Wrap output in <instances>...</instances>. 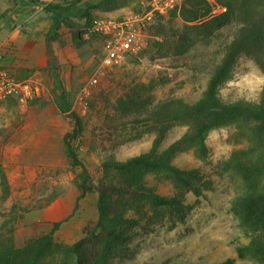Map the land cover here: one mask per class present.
Returning a JSON list of instances; mask_svg holds the SVG:
<instances>
[{
	"label": "rangeland",
	"instance_id": "rangeland-1",
	"mask_svg": "<svg viewBox=\"0 0 264 264\" xmlns=\"http://www.w3.org/2000/svg\"><path fill=\"white\" fill-rule=\"evenodd\" d=\"M72 1L37 0V4L68 6ZM86 1L92 5L93 19L144 16L150 10V0ZM185 2L154 13L136 48L113 71L104 70L95 85L89 79L101 66L103 38L77 36V30L87 26L74 18L72 24L61 27L54 42L59 76L51 77L47 65L31 60L34 67L28 77L39 85L38 98L27 105L0 104V131L14 128L8 140L0 133V172L8 181L7 188L0 179V227L19 245L52 233L56 248L41 264H77L76 256L66 248L83 237L87 224L99 217L98 192L81 196L75 181L80 170L70 165L65 152L64 136L72 128V117L59 108L62 89L68 93L71 111L82 119L80 157L96 183L103 175L104 162L149 151L158 136L151 130L152 108L176 97L197 101L237 25L217 0H207L200 9L201 19L189 21L183 15ZM41 7L38 15L51 20L52 13ZM184 35L196 39L188 52H180L178 37ZM36 42L47 47L44 35ZM263 85V73L244 58L220 94L227 102L256 100ZM138 92L143 98L133 103ZM188 129L186 122L175 121L164 134L160 149ZM247 132L240 124L212 129L205 157L183 148L174 162L196 170L189 185L175 186L163 171L148 173L150 187L179 198L180 204L131 209L132 220L123 227L126 239L108 264H222L228 258L236 259L237 264H264V251H260L264 234L249 233L241 217L240 206L248 189L241 176L225 164L234 149L247 144ZM57 222L60 225L53 230ZM243 246L248 251L240 257L238 248ZM95 248L96 243L88 244L84 253L92 254Z\"/></svg>",
	"mask_w": 264,
	"mask_h": 264
},
{
	"label": "trees",
	"instance_id": "trees-1",
	"mask_svg": "<svg viewBox=\"0 0 264 264\" xmlns=\"http://www.w3.org/2000/svg\"><path fill=\"white\" fill-rule=\"evenodd\" d=\"M28 1L37 3V0ZM217 1L227 8L225 14L228 18L234 17L237 25L233 38L215 67L206 89L193 103L176 97L155 105L149 120L154 124L151 130H156L158 136L151 149L124 160L113 159L104 162L103 175L97 183L80 157L82 119L71 111L68 93L65 88L62 89L58 97L59 108L72 117V128L64 136V148L70 165L80 170L75 178L76 184L82 197L92 191L98 192V219L87 224L84 236L66 248L68 253L76 256L77 264H108L117 247L126 239L123 227L132 220L129 217L131 209L139 210L146 205H179V198L166 196L150 187L147 174L163 171L175 186L189 185L191 180L196 178V170L177 165L174 162L176 155L183 148L189 147L197 156L205 157L209 152L206 142L209 132L229 124L245 125L248 128L245 135L247 144L234 149L225 164L228 169L241 176L248 189L240 206L244 225L254 236L264 234V85L256 100L227 102L220 94L222 86L231 79L233 69L241 59L252 61L264 75V0ZM206 3L207 0H186L184 17L189 21L200 20V9ZM187 5L190 8H187ZM45 8L52 13V25L47 36V69L51 77H57L60 67L54 42L58 39V32L63 25L72 24L74 18L83 20L84 25L88 27L93 20L92 5L86 0H74L68 6L47 3ZM5 15L6 12L0 13V20ZM83 32L84 30H77L76 34L83 38ZM178 38L181 44L180 52H188L189 47L196 42L195 38L186 35ZM135 96L133 103H139L143 98L140 92ZM178 120L186 122L189 129L161 150L164 134ZM13 130V127H8L0 133L8 140L12 137ZM0 179L1 185L8 188L7 177L3 171L0 172ZM59 225L57 222L53 230ZM91 243H96L95 251L86 255L84 250ZM55 248L52 233L19 245L12 235L5 234L0 227V264H41ZM263 249L261 247L260 251H264ZM247 251L248 247L238 248L240 257H245ZM222 264L237 263L236 259L228 258Z\"/></svg>",
	"mask_w": 264,
	"mask_h": 264
},
{
	"label": "built area",
	"instance_id": "built-area-1",
	"mask_svg": "<svg viewBox=\"0 0 264 264\" xmlns=\"http://www.w3.org/2000/svg\"><path fill=\"white\" fill-rule=\"evenodd\" d=\"M184 0H150V10L144 16L130 14L124 17L100 16L95 17L91 24L85 28L83 36L88 38L96 35L103 38V59L95 73L91 75L89 83H98L104 70L113 71L121 65L128 54L139 42L142 31L156 12L172 10L183 3ZM8 47L0 50V104L14 101L27 105L39 96V85L32 78H19L4 61Z\"/></svg>",
	"mask_w": 264,
	"mask_h": 264
},
{
	"label": "crops",
	"instance_id": "crops-1",
	"mask_svg": "<svg viewBox=\"0 0 264 264\" xmlns=\"http://www.w3.org/2000/svg\"><path fill=\"white\" fill-rule=\"evenodd\" d=\"M46 4L0 0V13L6 12L0 20V49L8 47L4 63L21 79L29 78V72L34 67L30 65L31 60L40 66L48 63L47 47L42 42H36L37 37L43 35L47 40L52 25V16L51 20H47L45 16L38 15V7L42 6L40 10L44 11ZM23 59L26 64L21 67L19 63Z\"/></svg>",
	"mask_w": 264,
	"mask_h": 264
}]
</instances>
